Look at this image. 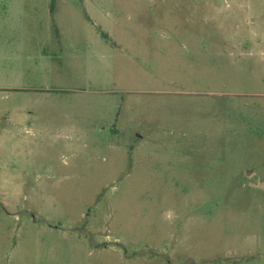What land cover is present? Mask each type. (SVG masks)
Wrapping results in <instances>:
<instances>
[{
    "label": "rangeland",
    "instance_id": "rangeland-1",
    "mask_svg": "<svg viewBox=\"0 0 264 264\" xmlns=\"http://www.w3.org/2000/svg\"><path fill=\"white\" fill-rule=\"evenodd\" d=\"M0 264H264V0H0Z\"/></svg>",
    "mask_w": 264,
    "mask_h": 264
}]
</instances>
